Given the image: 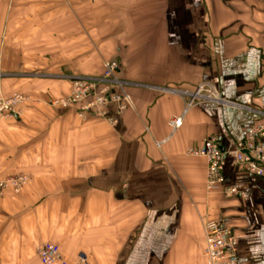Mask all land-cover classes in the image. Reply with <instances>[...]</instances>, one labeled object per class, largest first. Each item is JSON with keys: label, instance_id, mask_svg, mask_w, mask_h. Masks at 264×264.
I'll return each mask as SVG.
<instances>
[{"label": "crops", "instance_id": "crops-1", "mask_svg": "<svg viewBox=\"0 0 264 264\" xmlns=\"http://www.w3.org/2000/svg\"><path fill=\"white\" fill-rule=\"evenodd\" d=\"M105 61L124 111L51 105ZM203 82L227 104L187 109ZM0 92L29 99L0 119V180L30 179L0 203V264H42L48 243L71 264H206L201 217L240 237L238 264H264V176L236 163L264 125V0H0ZM212 137L236 196L208 192L207 162L188 154Z\"/></svg>", "mask_w": 264, "mask_h": 264}, {"label": "built area", "instance_id": "built-area-1", "mask_svg": "<svg viewBox=\"0 0 264 264\" xmlns=\"http://www.w3.org/2000/svg\"><path fill=\"white\" fill-rule=\"evenodd\" d=\"M118 63L105 61V73L101 77H74L72 78L71 91L65 98L51 103L52 106L77 110L78 117L86 119L89 115L96 114L104 118L110 104H118L122 112L130 104V96L126 91L127 83L117 77ZM188 99L187 109L201 102H213L220 105L227 104L216 88L209 83H201L195 91L185 93ZM28 97L23 94H14L8 98L0 92V117L10 119L21 114V106L27 102ZM183 118L171 120L172 127L176 130L183 124ZM264 125L251 127L247 131L242 148L236 155L237 166L242 170L258 177L264 176ZM190 156L203 158L207 162L208 192L223 190L226 196H236L235 188L223 189L225 165L224 151L217 137L209 138L202 148L190 150ZM26 175L9 177L0 181V196L9 189L19 192L29 183ZM202 230L205 237L206 264H238V242L240 237L231 229L220 226L216 221L201 217ZM36 250L42 264H71L67 262L60 249L55 244L48 243L39 246ZM75 264H89L85 254H81Z\"/></svg>", "mask_w": 264, "mask_h": 264}, {"label": "rangeland", "instance_id": "rangeland-1", "mask_svg": "<svg viewBox=\"0 0 264 264\" xmlns=\"http://www.w3.org/2000/svg\"><path fill=\"white\" fill-rule=\"evenodd\" d=\"M82 77H87V76H82ZM0 119H1V117H0ZM11 119V118H10ZM4 120V119H3ZM7 120V119H6ZM9 120V119H8ZM20 175H24V174H20ZM14 176H19V175H14ZM27 176V175H26ZM9 177H13V175L12 176H8V177H6V178H4L3 180H5V179H7V178H9ZM3 180H0V181H3ZM30 184V181H29V183L25 186V187H23L19 192H15L13 189H9V190H7V191H5L4 193H3V195L2 196H0V203H1V201L4 199V198H6V196L7 195H19V194H21L25 189H26V187L28 186Z\"/></svg>", "mask_w": 264, "mask_h": 264}]
</instances>
